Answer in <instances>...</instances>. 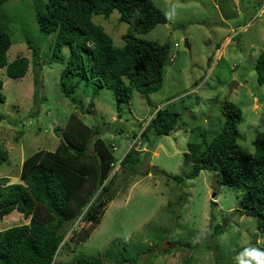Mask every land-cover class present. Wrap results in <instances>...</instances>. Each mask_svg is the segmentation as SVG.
<instances>
[{
	"label": "rangeland",
	"instance_id": "1",
	"mask_svg": "<svg viewBox=\"0 0 264 264\" xmlns=\"http://www.w3.org/2000/svg\"><path fill=\"white\" fill-rule=\"evenodd\" d=\"M32 2L8 0L2 7L13 41L8 62L17 56L31 61L33 50L27 38L37 50L40 72L37 83V67L31 62L18 79L0 68L4 95L0 100V148L7 154L0 178L18 181L27 156L38 149L54 150L59 142L54 129L64 128L72 113L114 145L118 161L131 147L138 149L140 162L135 169L148 170L142 175L118 162L109 174L115 173L112 188L117 192L99 224L80 243L71 240L68 231L54 264H75L80 253L96 256L117 238L128 251L141 252L135 264H239L241 260L256 264L243 253L246 249L264 251V233L257 229L254 217L240 212L241 190L218 184L216 173L206 169L180 183L170 177L191 169L192 163L185 162L183 155L187 142H201L202 137L208 141L221 130L220 104L225 99L241 109L238 142L253 153L254 127L264 118V82H258L254 69L264 49V0H153L168 22L140 36L169 42L173 54L164 68L161 88L151 93L134 90L119 111L105 87L93 99V108L87 97L78 98L75 104L63 95L59 86L63 63L53 50L55 34H40ZM92 20L104 28L114 45L123 44L121 35L128 25L119 21L117 10L107 18L94 15ZM62 54H69L68 46H63ZM163 107L178 111L180 120L149 150L157 135L149 133L144 141L140 133ZM24 222L23 214L13 210L0 219V230ZM87 225L77 220L72 227L79 231ZM165 243L170 249H159Z\"/></svg>",
	"mask_w": 264,
	"mask_h": 264
},
{
	"label": "trees",
	"instance_id": "2",
	"mask_svg": "<svg viewBox=\"0 0 264 264\" xmlns=\"http://www.w3.org/2000/svg\"><path fill=\"white\" fill-rule=\"evenodd\" d=\"M7 1L0 0V68L8 77L18 79L26 74L31 62L37 67L38 83V53L29 39L25 40L33 50L31 61L26 56L7 60L13 42L2 12ZM32 1L40 34H55L53 50L63 63L59 86L72 103L87 97L88 106L93 108V99L105 87L112 92L119 111L134 90L151 93L161 88L164 68L173 53L171 44L140 36L157 24L168 22L153 0ZM113 10L118 11L119 21L128 25L121 35V46L114 45L104 28L92 20L94 15L107 18ZM63 46L69 48L67 56L62 54ZM254 69L258 82L263 83L264 49L257 55ZM2 87L0 78V100L4 99ZM78 93L82 94L76 98ZM220 109L224 118L221 130L208 141L202 137L201 142H187L183 155L185 162L192 163L191 169L170 178L180 183L184 178L196 177L202 169L214 171L218 184L241 190L240 212L254 217L257 229L264 233V118L254 127V151L249 153L238 142L241 109L227 99L221 102ZM179 120L178 111L158 109L140 138L147 140L149 133L168 135ZM54 130L59 136L54 150L38 149L27 156L18 181L9 183L7 177L0 178V219L16 210L26 220L0 230V264H54L68 231L71 240L80 243L99 224L107 203L117 192L112 188L115 173L110 177L109 174L118 162L135 173L148 172L135 169L140 162L138 149L131 147L118 161L114 145L97 136L98 129L86 125L76 113L69 116L64 128ZM136 136L133 133L131 137ZM6 160V152L0 148V166ZM77 220L88 223L87 227L76 231L72 226ZM123 244L117 238L96 256L80 253L75 264H135L141 252L128 251ZM169 249L161 246V250Z\"/></svg>",
	"mask_w": 264,
	"mask_h": 264
},
{
	"label": "clouds",
	"instance_id": "3",
	"mask_svg": "<svg viewBox=\"0 0 264 264\" xmlns=\"http://www.w3.org/2000/svg\"><path fill=\"white\" fill-rule=\"evenodd\" d=\"M243 255L251 257L256 261V264H264V251L256 249H246ZM240 264H250V261L241 260Z\"/></svg>",
	"mask_w": 264,
	"mask_h": 264
},
{
	"label": "water",
	"instance_id": "4",
	"mask_svg": "<svg viewBox=\"0 0 264 264\" xmlns=\"http://www.w3.org/2000/svg\"><path fill=\"white\" fill-rule=\"evenodd\" d=\"M184 44L186 45L187 48H189V44H188V41H187L186 38L184 39ZM159 136L160 135H157V138L155 139L153 145H150L149 146V148H148L149 150H154L155 149L156 142H157ZM151 170H157V168L156 167H152ZM168 245L169 244H167V243L164 244L165 247H167ZM159 249H161V247H159Z\"/></svg>",
	"mask_w": 264,
	"mask_h": 264
},
{
	"label": "built area",
	"instance_id": "5",
	"mask_svg": "<svg viewBox=\"0 0 264 264\" xmlns=\"http://www.w3.org/2000/svg\"><path fill=\"white\" fill-rule=\"evenodd\" d=\"M174 46H177V42H174ZM173 54V53H172ZM174 56V55H173Z\"/></svg>",
	"mask_w": 264,
	"mask_h": 264
},
{
	"label": "crops",
	"instance_id": "6",
	"mask_svg": "<svg viewBox=\"0 0 264 264\" xmlns=\"http://www.w3.org/2000/svg\"><path fill=\"white\" fill-rule=\"evenodd\" d=\"M227 39H228V38H227ZM227 39H226V40H227Z\"/></svg>",
	"mask_w": 264,
	"mask_h": 264
}]
</instances>
